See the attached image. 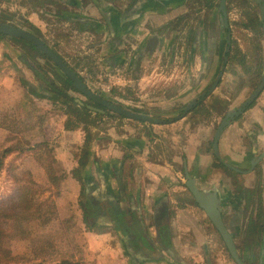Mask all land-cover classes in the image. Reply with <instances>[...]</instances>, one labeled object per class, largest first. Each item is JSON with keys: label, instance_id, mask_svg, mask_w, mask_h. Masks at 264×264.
Returning <instances> with one entry per match:
<instances>
[{"label": "crops", "instance_id": "obj_1", "mask_svg": "<svg viewBox=\"0 0 264 264\" xmlns=\"http://www.w3.org/2000/svg\"><path fill=\"white\" fill-rule=\"evenodd\" d=\"M62 1L61 13L49 9L45 15L57 20L65 28L74 29L79 38L104 39L103 42L95 43L94 48L90 45L84 56L91 57L96 63L95 58L100 55L99 60L102 59V64L95 70L104 72L106 82H109L112 89L127 91L132 89L136 92L139 90L142 95L147 96V89L155 92L164 85V92L162 94L158 92L157 97L149 100H144V96L138 98L142 103L149 101L151 105L169 110L192 101L207 86V79L214 69L212 55L216 48L215 45L212 47L213 42H210L207 32H203L202 29L196 32L192 41L190 60L187 63L189 67L186 71L190 76L181 77L180 80L167 77L160 82L157 75L158 65H153V61L162 54L160 53L162 46L155 53L154 51L159 41H165L167 46L172 38V32L154 31L157 22L152 9L154 0H121V11L114 8L110 0H100L99 3L95 0V5L91 4L83 10L82 0ZM25 5L30 8L32 6L31 3ZM75 7L78 9L75 10ZM31 14L27 18L28 21L44 33V21L37 19L39 13L33 11ZM76 21L80 24L79 28L73 24L77 23ZM88 29L91 31L87 32ZM223 35L221 32L219 41ZM125 36L130 41L128 49L131 46L132 51L128 50L123 54ZM219 41L217 40V43ZM101 48L103 51L108 48V51L101 54L99 53ZM14 50L5 47L0 41V148H12L15 151L14 156L17 152L23 151L25 163L41 168L42 163L36 151L46 143L55 144L53 151L58 163L64 167L77 169L79 163L73 153L83 147L85 141L83 128H65L68 117L54 112L51 113L57 116L54 115L55 118L52 117L53 120H50L54 121L52 126H49L50 122L45 126L28 125L33 121L32 115L41 113L47 101L45 95L31 93L28 84L33 86L36 84L35 80L16 57L19 52ZM199 73L206 75L204 82L193 84L190 78ZM220 91L221 88H218L208 99L206 102L208 108H211L209 102L216 98ZM217 114H214L212 120L205 121L206 113L195 112L179 122L153 128L126 122L118 133L108 131L98 139L89 138L87 143H90L88 146L90 153L86 171L82 174L83 189L74 177L69 176L65 180L72 188L73 201L75 202L79 195L84 197V177L90 174L102 191L101 198L113 195L118 202L125 199L131 222L139 229L138 232L143 230L145 233V236L139 235L135 251L132 253L133 257L120 245L111 247L105 244L106 250L96 257V262L232 264L225 257L214 254L219 246L218 236L208 216L195 207L194 200L186 189L183 179L185 168L196 179L201 189L216 191L220 195L224 222L235 239L238 232H241L244 225L246 226L245 216L251 199L256 202V208L259 207L261 200L262 217L259 227L264 225V157L255 170L251 164L264 153V93L242 118L225 130L220 140L219 150L222 158L237 166L242 172V175L238 176L237 186L226 172L217 166L214 154L209 152L216 131ZM95 131L96 129L91 131L92 137ZM17 138L25 139V144L19 151L13 148L15 146L13 142L18 140ZM98 196L99 190L96 189L95 200L103 201L98 199ZM93 205L97 206V203ZM161 207L168 226V242L165 245L172 248L173 255L168 254L164 243L158 239L156 224ZM84 210L87 215V209ZM89 226L112 229L116 232L107 225ZM102 232L92 233L96 239L90 236L94 247L102 246L98 244V239L103 237L109 242L112 241L109 233L98 235ZM88 233L91 235V232ZM255 237L253 233L252 248L256 245ZM144 248L156 251L155 253H160V256L148 258Z\"/></svg>", "mask_w": 264, "mask_h": 264}, {"label": "rangeland", "instance_id": "obj_2", "mask_svg": "<svg viewBox=\"0 0 264 264\" xmlns=\"http://www.w3.org/2000/svg\"><path fill=\"white\" fill-rule=\"evenodd\" d=\"M61 1L0 0V21L30 31L44 40L48 46L84 80L93 92L99 93V85L109 83L106 82L104 72H97L95 70L102 64V59L99 60L100 55H97V58H95V61L97 62L94 63V60L91 59V57H86L84 54L85 52H88V47L90 45L93 46L95 43L103 42L104 39L100 37H94L92 40L79 38V34L75 33L74 29L71 27V30L65 28L57 20L45 15L49 9L56 13H61L63 10V1ZM94 1L95 0H82L81 10L91 4L95 5ZM96 1H98V3L100 2V0ZM120 1L121 0H110L109 2H112L114 8L120 11ZM197 1L199 2V0ZM252 1L253 0H227V11H229L230 20L235 28L236 39L233 45L234 48L231 58L230 72L224 83V94L231 98V104L236 102V106L239 105L237 102L239 98L244 100L249 97L252 93V88L257 86L259 78L264 71V34L263 30L257 27L254 21V17L260 16L261 10L260 7L253 4ZM25 3H31V8L26 6ZM198 8H201L202 11L198 12ZM76 9L78 8L75 7V10ZM205 10L203 9V6L194 5L192 12V20L194 21L192 27L197 24L199 25V29H202L203 32H207L206 29L208 30V27L204 25L205 22L208 23L211 17L216 19V16L219 14L217 10H214V12H211L210 10L207 11V13L204 12ZM33 11H36V14L39 13L37 17L38 20L44 21V33L28 21L27 18L32 15L31 12ZM249 14L252 17V20L249 19ZM182 23H184V20H179L177 27H181ZM73 24L74 26H77L76 28H79L80 26L78 22ZM171 27H168L164 31L169 32L176 30V28ZM220 28L221 27H219V31L221 30ZM35 29H37L38 32H36ZM254 29H256L257 32L253 35L251 32L254 31ZM86 31L90 32L91 30L88 29ZM224 34L225 35L220 41L217 35L214 36V38H209L210 42H213L212 47L215 45L216 48V52L212 55L214 56V69L209 76V87L213 84L217 74L224 65L223 54L227 47L226 33ZM207 37H209L208 33ZM217 40L221 44L220 46L219 43H217ZM87 42L90 43L87 44ZM129 42L130 41L127 40V37L125 36L122 50L123 54H126L128 50L132 51L131 46H129L130 49H128ZM2 43L5 47L13 48L18 51L19 53L16 54L17 58L20 54L25 55L39 70L42 71L45 76L44 81L37 78L24 64L22 65L19 60L21 65L25 69H28L31 77L35 80L36 84H34L33 87L37 94H40L41 96H53V94L50 93L48 84L54 82L71 98L90 104L89 100L79 92L77 93L72 90L67 91L65 76L61 70L47 65V60L39 52L31 49L27 43L19 42L14 39H4ZM107 51L108 48H106L105 51H103L102 48L99 49V53L101 54L102 52ZM188 56L189 55H184V58H188ZM237 60H243L245 62L244 68L239 72V77L236 76L238 72L235 71L237 69ZM156 61L158 60L156 59ZM98 62H100V64H98ZM168 62L169 60L166 59L165 65H167V70L165 71L172 69L170 67L168 68ZM178 62L180 61L178 60ZM40 67H42V69ZM253 68V71H256L255 74L252 73ZM157 71L160 70L157 69ZM180 73L183 75L182 71H180ZM166 77L170 76L167 75ZM180 79L181 78H178V80ZM162 80H165V78H162ZM162 88H164V85ZM222 91H220L219 96L222 94ZM158 92V89H156L155 92L147 89L146 96L142 95L139 90L136 92V90L131 89V91L128 92L127 90L122 91L115 88L111 95L110 93H107V95L101 94V96L116 105H124L132 110L137 109V106H139V110L151 113V109H156L155 105H151L149 101H144L145 103L140 105L136 100L139 99L138 96H144V100H149L156 96ZM163 92L164 91L162 90L160 91L161 94ZM241 92L243 93L241 94ZM165 95H168V91ZM122 98H125L126 100ZM45 100L47 101L45 102L46 105H43L44 107H42L41 113L38 115H32L31 119H33V121L28 124L29 126H32L33 124L41 126L47 125L50 120H53L52 117L56 115L51 112L58 113L59 115L64 114L70 118L66 111L71 110L74 107V104L67 102L64 103V101H57L54 103L47 98ZM139 100L141 101V99ZM217 100L218 99L212 101V103L214 104ZM217 104H220L219 101ZM50 107L52 108L49 109ZM176 108L177 107L172 109ZM172 109H169V111ZM111 116L114 117V115ZM126 122L127 121L120 120L117 117H105L102 120H96V123L93 126L87 127L86 124H82L80 128H83L82 132H84L85 141L82 144L83 147H80L78 151H74L73 153L79 163L77 169L61 166L54 156L53 150L55 144L52 145L51 143H46L43 146H40L36 151L42 163L41 168L25 163L26 157L23 151L17 152L15 156L13 155L11 156L12 158L9 157L5 161L7 166L0 171V199L4 198V200L9 201V199L13 197L12 204L16 206V210L20 211L22 209L21 205L24 206V204H21L20 197L21 194H25L26 200H28L26 201V205L29 206V209L25 214V217H28V220L21 223H12L11 221V225H9L8 228L9 230L6 232V236L2 240L4 248L11 253L13 258L11 264H99L95 259L97 256L101 255L102 251L105 252V244L110 245L111 247H115V245L123 247L122 238L114 230L106 228L97 229L94 227L89 228L87 226L86 211L82 207L84 197L83 195H79L74 202L72 198V188L65 183V180L69 176L74 177L75 171L80 168L81 157L84 154L86 155L85 161L86 163L88 162L90 153L88 152V146L90 143L88 144L87 142H89V138L91 140L98 139L103 134L106 135L108 131H112L113 134L114 131L118 133ZM53 123L54 121H51L49 126H52ZM66 125L67 121L65 122V128ZM94 129H96V131L92 137L91 131ZM17 139L18 140H14L13 142L15 145L13 148L19 151L22 146H24L25 139ZM3 149L4 148H0V152ZM84 171H86V169L82 171V174ZM74 178L77 179L76 177ZM79 183L80 185L82 184V182ZM81 188L83 189V185H81ZM247 218L248 213L245 216V222H247ZM88 232H91V235H89ZM95 232H102L101 234H98L100 236L109 233L112 241L109 242L108 239H104L103 237L102 239H98V244H102L103 247L100 245L98 248L94 247L91 238L96 239V237L92 235V233ZM236 241L240 256L244 261H248L247 264H252V254L258 256L259 248L255 247L252 249V230L247 228V225H244L241 232H238ZM123 249L125 251L124 247ZM214 254L225 257L230 263L235 264L228 251L224 249L221 244L215 249Z\"/></svg>", "mask_w": 264, "mask_h": 264}, {"label": "flooded vegetation", "instance_id": "obj_3", "mask_svg": "<svg viewBox=\"0 0 264 264\" xmlns=\"http://www.w3.org/2000/svg\"><path fill=\"white\" fill-rule=\"evenodd\" d=\"M136 1H138V0H136ZM221 1L222 0H199V2H200L199 3L197 0H154L155 3H154V7L152 8L154 10V15L157 18V22L155 23V28H153L155 32H157V33L165 32L164 30L167 29L168 27H171V26H172L171 28H173V27L176 28L175 31H169V32H172V38H171V40H169V43L166 44L167 46H165V41H163V42L159 41V44L155 48V51H154V53H155L156 50H158L160 48V46H162L161 47L162 51H160V53H162V54L158 55L159 56V57H157L158 61H156V59L153 61L154 64L160 65L157 68V69L160 70V71H157V75L160 77V79H159L160 82H162V78L166 79L167 75H169L170 77H173V78H177L176 80H178V78H181V77H184V78L187 77L188 78L190 76V75H187V72H186L188 70V67H189L187 63L190 60V54L189 53L191 51L192 41H193L194 35L196 34L197 31H199V25L196 24L194 27H192L193 23H194V21L192 20V18H193V16H192L193 6L194 5L203 6V9L204 10L206 9L204 11L205 13H207V11H210V10H211V12L212 11L214 12V10L218 11L219 14L216 16V19L214 17H211L209 19L208 23L205 22L204 25H206V27H208V30L206 29V31L208 33L209 38H214V36H216V35L219 37L221 31L223 33H226V44H227L226 48H229V51L227 53H225V51H224L223 62H224V57L225 56L228 58V60H227V63L224 64V67H225L224 74H223L222 78L220 79L217 87L215 88V90L213 92L209 93V90L211 89V87L215 83L218 74H217L216 79L214 80L213 84L210 87L208 86V83L210 81H209V79H207L208 80L207 81V86L192 101L187 102L184 105H180L176 109H172L170 111L156 106L155 107L156 109H154V108L151 109V113H147V112H144L142 110H139V108H138L139 106H137V109L132 110V109H128L124 105H120L121 108H124V109L130 110V111H133V112H138V113L150 116L155 121H160L161 123H159V124H156V123H153V122H151V123L139 122V121H135V120H131V119L119 116V115H117V114H115L113 112H110V111H108V112H110L111 114L116 115L115 117H117L120 120H125V121H127L129 123L131 122L130 124H138V125H141L143 127L149 126L151 128H153L155 126H163V125H169V124H173V123L179 122V121L185 119L191 113H195V112H201V113L204 112V113H206L205 121L212 120L214 114L219 113L221 116H219L217 114L218 115V120L216 122V124H217L216 129H215L216 131H215V134H214L213 141L211 142V144L209 146V152L214 154V156L216 158L217 166L222 168L226 172L227 176L232 179L233 184L237 186L238 176L242 175V172L237 166L227 162L226 160H224L222 158V156L220 154V150H219L220 140H221V137L224 134L225 130L227 128H229L234 122H236L240 118H242L243 114L245 112H247L248 110H250L255 105L257 100L264 93V90L259 95V97L246 110L243 111V113L240 116H235L233 119H231L230 124L224 129V132H223V134L221 135V137H220V139L218 141L219 157H217L216 154H215V137H216V133H217L219 127L221 126V124L224 121V119L226 118V116L230 112L237 111L240 108H242L244 103L250 98V96L253 93V91L261 84L262 77L264 75V71L262 72V74H261V76L259 78V82H258L257 86L253 87L254 89L252 88V93L249 95V97H247L244 100L239 98L238 101H237L239 103V105H237V106H236V102L231 104V98H229L226 94H224V91H225L224 90V86H225L224 83L226 81V77L228 76V73L230 72L231 58H232V55H233V48H234L233 45H234V41L236 39L235 38L236 35H235V28H234V26H233V24H232V22L230 20L231 18H230L229 11L226 12V16H225L222 13V11L220 10ZM257 1L258 0H253L252 2L256 6L261 7V5L258 4ZM149 8H151V7H149ZM197 10H198V12L202 11L201 8H198ZM197 10H195V11H197ZM226 10H227V4H226ZM168 14H170V15H168ZM249 16H250V14H249ZM249 19L252 20V17L250 16ZM179 20H184V23H182V25H181L182 28L180 26H179V28L177 27V23L179 22ZM254 21L256 23V26L263 30V24H262V21H261V13H260V16L254 17ZM219 27H221L220 31H219ZM255 32H257L256 29H254V31H252L251 33L254 35ZM263 34H264V32H263ZM227 36H230V38H231L230 44H228V42H227ZM182 40H183V42H182ZM156 41L157 40H155V42ZM184 55H189V56H188V58H184ZM166 59L169 60L168 68L169 67L172 68V69H170L168 71H165V70H167V65H165ZM177 59L180 62H178ZM236 64H237L236 65L237 69L235 71L238 72V74L236 76L239 77V72H240V70L242 68H244L245 62L243 60H237ZM253 70H254V68L252 69V73L255 74L256 71H253ZM180 71L183 72V75H181ZM163 75H165V76H163ZM205 77H206V75L203 76V75H200V73H199V74H196L195 76H192L190 79H191V81H193V84H194V82L196 84L197 83L200 84V83L204 82V78ZM102 86H108L111 89L110 95L114 91V89H112L110 84L104 83V84H100L99 85L98 90H99L100 94H103V95L106 94L107 95V93H103V91L101 89ZM218 88H221V91L223 90L222 94L220 96L218 95L216 98H213L209 102V105L211 106V108H208L206 102L208 101L209 98H211L214 95V93L218 90ZM160 89L162 91L165 90V89L160 87L158 89L159 92L161 91ZM242 93L243 92H241V94ZM203 94H205V97H202ZM122 99L126 100L125 98H122ZM216 99H218V100L213 104L212 101H214ZM136 101L140 105L144 104V102L143 103H142V101L140 102L139 99L136 100ZM218 101H219L220 104H217ZM192 103H196V104L188 112H186L188 106L190 104H192ZM104 111L106 113L107 110H104ZM212 112H214V113H212ZM258 159L259 158H257L256 160H254L251 163L252 166L255 163V166H253L254 170L257 168V165L259 163V162L256 163L258 161ZM187 172L190 175V177L193 178L195 180V182H196V179L190 174L188 169L185 168V171H184V174H183L184 175L183 179L185 181L186 189H187L188 193L192 196V198L194 200L195 207L201 209L200 206L198 205V203L196 202L195 197L193 196L191 191L187 188V182H188L187 175H186ZM196 185H197V187L200 190H203V189H201L198 186L197 182H196ZM204 191L212 192V191H209V190H204ZM218 197H219V200H220V210H221V214H222L221 198H220L219 194H218ZM260 204H261V200H259V207L256 208V206H255L256 202L252 201V199H251L250 208H248V218H247V224L246 225H247V228L252 230V234L254 233L256 235V237H255L256 245L254 246V248L255 247L259 248L258 256L252 254V264H254V263L261 264V261H262V264H264V255L262 254V251L264 250V225L259 227L260 220H261V217H262V207L260 206ZM202 211L204 212V210H202ZM255 213H256V216H255ZM222 217H223V214H222ZM223 220H224V217H223ZM211 224H212V222H211ZM225 225H226V223H225ZM212 227L216 231V234L218 236V244L219 245L221 244V246L224 249H226L228 251V253L230 254V252H229V250H228L223 238L221 237L220 233L218 232V230L215 228V226L213 224H212ZM226 227H227V225H226ZM260 228H261V230H260ZM235 243H236V248H237V251H238V254H239V248H238V244H237L236 239H235ZM230 256H231V254H230ZM239 256H240V254H239ZM231 258H232V256H231ZM240 259L243 261L244 264L248 263V261H244L241 256H240ZM232 260L235 262V260L233 258H232ZM250 262H251V260H250ZM235 264H237V263L235 262Z\"/></svg>", "mask_w": 264, "mask_h": 264}, {"label": "water", "instance_id": "obj_4", "mask_svg": "<svg viewBox=\"0 0 264 264\" xmlns=\"http://www.w3.org/2000/svg\"><path fill=\"white\" fill-rule=\"evenodd\" d=\"M258 4L261 5V21L263 24V32H264V0H258ZM226 4L227 0L221 1V7L220 10L222 13L226 16ZM0 33L4 34L8 37L23 40L24 42H28L32 44L38 51H40L42 54H44L47 58H49L52 63L61 70V72L66 76L69 80L72 82V86L77 92H79L81 95L86 97L87 99L93 101L95 104L103 108L104 110L113 112L119 116L139 121V122H148V123H161L160 121H155L152 117L138 113L133 112L124 108H121L120 106L110 102L109 100L103 98L100 93L93 92L86 83L77 75V73L61 58L59 57L49 46L48 44L36 36L34 33L21 29L17 26H14L10 23L1 22L0 21ZM224 36V35H223ZM231 38L230 36H227V42L230 44ZM229 51V48H226L225 53ZM18 59L21 61L22 64H24L35 76H40L45 80V76L42 73L41 70H39L25 55L20 54L18 56ZM228 58L224 57L223 64L227 63ZM225 67L223 65L222 69L218 73L217 79L211 89L209 90V93L213 92L215 88L217 87L220 79L222 78L224 74ZM30 85V84H29ZM264 90V75L262 77L261 84L253 91L250 98L244 103L242 108H240L237 111L230 112L224 121L222 122L221 126L219 127L216 137H215V154L217 157H219L218 152V141L221 137V135L224 132V129L230 124L231 119H233L235 116H240L244 110H246L263 92ZM202 97H205V94L202 95ZM77 102L80 105H84V103L80 100H77ZM196 103H192L188 106L186 112H188ZM87 108L93 112L96 113H102L104 114L105 111L103 109H99L93 106L88 105ZM264 157V154H262L258 161V163L262 158ZM255 166V163L254 165ZM187 175V188L191 191L193 196L196 199V202L200 206L202 210L206 213L212 224L215 226V228L220 233L221 237L223 238L232 258L235 260L237 264H244L243 261L240 259V256L238 254L236 243H235V237L234 234L226 227L221 210H220V200L218 197V193L216 191L208 192L204 190H200L196 182L193 178L190 177L188 172ZM84 184H85V190H84V199L82 202V206L84 209H87L88 214L86 215L87 224L89 225H100V226H110L116 230L118 235L122 238L123 247L125 248V251L132 256V253L135 251L136 247V241L139 239V235L142 237L145 236V233L143 230H140L141 232H138L139 229L136 228L133 223L131 222V216L128 214V210L125 206V199H122L121 202L117 201L116 198L111 196H104V198H101V192L98 188V183L94 180V178L88 174L84 177ZM96 189L99 190V196L98 199H102L103 201H97L95 200V191ZM97 203V206H94V203ZM163 207L160 208L161 213L159 214L158 222L156 224L157 232H158V239L164 243V248L168 252L169 255L172 254V248L170 246L165 245L168 242V226L165 221V214L162 213ZM110 214V215H109ZM146 253V256L148 258H154L156 256H160V253H155L154 251L148 250L147 248L143 249ZM262 254L264 255V250L262 251ZM133 257V256H132ZM138 264V263H133ZM262 264V261H261Z\"/></svg>", "mask_w": 264, "mask_h": 264}, {"label": "trees", "instance_id": "obj_5", "mask_svg": "<svg viewBox=\"0 0 264 264\" xmlns=\"http://www.w3.org/2000/svg\"><path fill=\"white\" fill-rule=\"evenodd\" d=\"M35 31L38 32L37 29H35ZM4 39H14V38L8 37L0 33V40L3 41ZM14 40H17L19 42H24L23 40H18V39H14ZM24 43H27L29 47L33 49L34 51L39 52L47 60V65L57 68L54 64H52V61L49 58H47L44 54L38 51L32 44L28 42H24ZM40 68L42 69V67ZM36 77L44 81V79L41 78L40 76L36 75ZM65 82L67 84L66 85L67 91L72 90L74 92H77V90L73 88L71 80H69L66 76H65ZM28 87L30 88V91L32 94H37L35 91V88L32 85L28 84ZM48 87L50 89V93H52L53 96L46 95L44 96L45 98L53 101L54 103H56L57 101H64V103L67 102V103L74 104L73 105L74 107L71 110L66 111V113L70 116V118H68L67 120V125H66V128L68 129H76L80 127L82 124H86L87 127L93 126L95 125L96 120H102L105 117L114 118L116 116L114 114H111L108 111H106L105 114H101L99 112L96 113V112L89 110L87 108L88 105L99 108V109H103V108H101L100 106H98L91 100H89L90 104L84 103L83 106L80 105L79 103H77L76 99L68 96L54 82H52L51 84H48ZM110 114L114 115V117H112ZM13 153H15V151L12 148H4L0 152V171L7 166L5 161L9 157H11ZM85 159H86V155L84 154L81 157L82 162H81L80 168L76 170L74 173V177H76L79 182H82V184H83L82 171L85 170L87 167V163ZM20 200H21V204H24V206L21 205L22 209L18 211L16 210V206L12 204L13 197L10 198L9 201L4 200V198L0 199V264H11L13 261L11 253L4 248L3 242H2L3 238L6 236V232L9 230L8 228H9V225H11V221L12 223H16V222L21 223L23 221L28 220V217H25V214L29 209V206L26 205L27 204L26 201H28L26 200V195L21 194ZM87 226L89 228L93 227V226H89L88 224Z\"/></svg>", "mask_w": 264, "mask_h": 264}, {"label": "built area", "instance_id": "obj_6", "mask_svg": "<svg viewBox=\"0 0 264 264\" xmlns=\"http://www.w3.org/2000/svg\"><path fill=\"white\" fill-rule=\"evenodd\" d=\"M101 89L105 93H110V91H111V89L108 86H102Z\"/></svg>", "mask_w": 264, "mask_h": 264}]
</instances>
